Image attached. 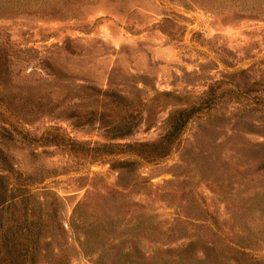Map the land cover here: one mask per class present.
<instances>
[{"label": "rangeland", "instance_id": "obj_1", "mask_svg": "<svg viewBox=\"0 0 264 264\" xmlns=\"http://www.w3.org/2000/svg\"><path fill=\"white\" fill-rule=\"evenodd\" d=\"M0 50L8 72L3 103L33 99L40 107L22 125L26 137L0 144L59 201L74 264H137L136 253L141 264H157V250L196 235L208 241L212 231L233 236L238 228L264 235V171L240 149L242 139L264 136L237 129L246 120L263 123L264 0H0ZM209 85L214 116L191 117L154 159L82 155L38 138L57 130L85 145L153 140L175 105L170 99L115 138L66 112L102 108L94 88L145 98L169 91L198 102ZM121 158L138 162L131 171L111 166Z\"/></svg>", "mask_w": 264, "mask_h": 264}, {"label": "trees", "instance_id": "obj_2", "mask_svg": "<svg viewBox=\"0 0 264 264\" xmlns=\"http://www.w3.org/2000/svg\"><path fill=\"white\" fill-rule=\"evenodd\" d=\"M5 54L0 50V83L7 79ZM92 95H97L102 102V108L87 109L84 112L77 109L68 110L66 115L75 124L97 122L108 138L123 137L129 134L140 122L150 119L165 101L170 99L175 104L163 118L164 130L153 140L133 142L103 141L95 145H85L83 142L65 136L59 131L43 132L38 135L41 143L62 145L68 151L90 156L132 153L145 159H154L168 152L176 138L181 134L189 119L199 112H206L205 119L210 120L214 114L211 107L215 104V88L207 87L198 102L189 101L186 96L169 91L156 92L150 98L138 94L129 96L113 89H96ZM163 96L164 102L152 101ZM155 96V97H154ZM14 99V98H13ZM11 99L4 104L0 98V143L5 145L16 134L26 137L22 125L33 118L40 107L34 100ZM33 102L31 103H27ZM258 102H254L256 105ZM164 104V105H163ZM33 105H36L33 108ZM253 109V108H252ZM258 109V107H257ZM212 113V114H211ZM263 123L243 121L237 129L247 132L261 133L264 136ZM146 126L151 122H145ZM204 122L201 126H204ZM244 145L240 149H249L257 158L256 171H264V141H249L242 139ZM0 144V264H74L65 242V228L60 218L59 201L55 196L45 191L44 185H36L30 173H23L12 161L9 152ZM138 159L121 158L110 162L111 166L125 171L133 170ZM34 184V185H33ZM41 195L37 196V190ZM254 194H259L256 190ZM263 193L260 194L262 197ZM264 214V211L261 212ZM198 212L195 220H199ZM193 219L194 222H197ZM211 222L220 228L217 220ZM208 228H212L208 225ZM221 235L212 231V240H204L196 235L187 238L180 245L166 246L162 255L156 251V257L161 259L157 264H264V235L259 232H247L244 228L236 229L233 236ZM160 248V247H157ZM134 261L141 264L143 254L136 253Z\"/></svg>", "mask_w": 264, "mask_h": 264}]
</instances>
